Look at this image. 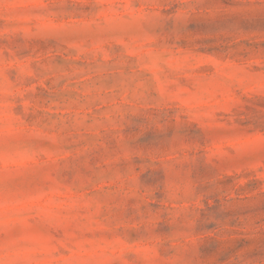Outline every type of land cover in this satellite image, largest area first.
I'll list each match as a JSON object with an SVG mask.
<instances>
[{"label": "rangeland", "instance_id": "rangeland-1", "mask_svg": "<svg viewBox=\"0 0 264 264\" xmlns=\"http://www.w3.org/2000/svg\"><path fill=\"white\" fill-rule=\"evenodd\" d=\"M0 264H264V0H0Z\"/></svg>", "mask_w": 264, "mask_h": 264}]
</instances>
